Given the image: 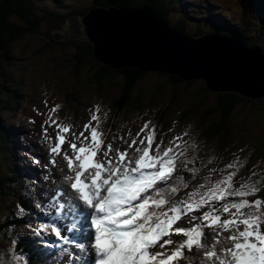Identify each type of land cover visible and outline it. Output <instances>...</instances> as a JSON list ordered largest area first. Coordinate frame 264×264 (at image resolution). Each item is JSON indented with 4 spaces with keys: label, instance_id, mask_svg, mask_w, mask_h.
Instances as JSON below:
<instances>
[{
    "label": "snow or ice",
    "instance_id": "6c2138e0",
    "mask_svg": "<svg viewBox=\"0 0 264 264\" xmlns=\"http://www.w3.org/2000/svg\"><path fill=\"white\" fill-rule=\"evenodd\" d=\"M60 108L53 104L42 120L41 143L51 164L58 157L66 162L68 174L43 191L34 180L26 185L22 196L44 220L20 203L12 213L49 248H57L55 240L72 245L58 248L52 264H264V171L253 166L237 183L247 158L236 156L221 167L219 157H199L190 129L165 144L151 120L134 133L123 125L115 129V120L105 130L108 113L95 105L80 127L60 118ZM3 222V233L14 235L0 264H31L13 251L19 234L7 213Z\"/></svg>",
    "mask_w": 264,
    "mask_h": 264
},
{
    "label": "rangeland",
    "instance_id": "374dc122",
    "mask_svg": "<svg viewBox=\"0 0 264 264\" xmlns=\"http://www.w3.org/2000/svg\"><path fill=\"white\" fill-rule=\"evenodd\" d=\"M95 1L59 0L52 7L46 3V0H37L44 10L48 8L52 11L51 14L47 15L48 19L42 17L43 22L36 27L33 34H26L12 43L11 47L9 45L10 51L7 56L10 59L8 65L5 66V72L13 78L16 76L20 83L12 82L16 89L7 92L13 98H16L17 95L18 102L16 106L7 105L5 107L10 111L0 110V121L3 126L6 124L11 125L18 132L20 126L24 127V130L32 137V142L35 144L38 153L46 152V145L40 141V134L42 139L41 123L53 104L61 105L58 113L60 118L68 119L71 123L82 127L83 123L89 118V110H94L95 105L100 106L101 114H103V112L108 111L107 108L111 110V103L117 104L119 101L118 97L123 87V77L121 71H119L120 69L115 70L117 73L106 77L102 82H97L94 79V74L101 68V63L94 59L92 53L90 55L87 53L83 62L81 61V65H79L75 58V51L70 45L71 42L87 45L86 37L82 32V20L88 10L94 5L96 6ZM256 1L207 0L210 4L206 5L208 8H212L209 12L210 15L220 14L225 10L220 14V17L225 16L226 24L230 27H245L249 24L251 30L246 33V40L252 42L250 38L264 36V29H260L262 24L256 22L255 25L256 20L253 11L257 9ZM182 3L181 0H177L174 4H171L170 18L172 21L179 19L178 14L179 9L183 8ZM189 3L198 5L197 0H189ZM240 4L244 6V11H241L243 7H240ZM173 7L177 8V13ZM191 9L194 8H186L189 11ZM83 11L85 13L80 15V12ZM191 12L196 13L195 10ZM198 18L204 20L203 15ZM194 20H197V18L195 17ZM79 21H82V23ZM176 22H168V24L174 27ZM202 27L207 28L209 31L213 30L210 25L198 26L197 22L192 21L185 26L184 32L186 34L184 35L194 38L196 28ZM59 42H62L61 47ZM256 45L264 49V38L260 39L259 45ZM9 78L11 77H0V88ZM190 82L191 84L188 86L184 83L173 84L170 76L166 74L158 71L146 72L139 83L137 82V87L132 92L133 96L131 95L130 101L127 102L128 105L126 104L125 108L116 112L115 129H120L123 125L124 131L131 127L134 133L145 120L155 121L154 117L157 114L161 119L159 122L156 121L158 123L156 125L158 132L164 134L165 144L173 135L179 134L185 129H190L192 139L200 144L199 157L205 159L213 156L219 157L218 163L221 167L234 160L236 156H239L242 160L247 158L246 166L241 168L236 178L237 183L241 182V178L249 176L253 166H257L255 170L258 172L264 171V97L237 102L228 117L227 134L223 136L220 133L213 135L214 128L219 124L218 93L207 90L204 86L206 83L202 79L191 80ZM156 87L161 90L150 92ZM151 94H153V97H151ZM138 96H141L139 102L135 101ZM45 101H47V106ZM164 107L166 109L161 112ZM13 109L16 111L11 113ZM34 109L45 113V116H38ZM29 118H35L34 125L29 123ZM173 122H176L175 125H173ZM14 128L10 130L15 134L17 131ZM169 128H174V130L169 132ZM30 143L27 140L26 143H21V145L27 149ZM240 148L244 149L243 153L239 152ZM23 159L21 155V162ZM57 159L59 160V166L51 175L57 176L58 182L56 185L54 183L49 185L50 188L54 185H60V178L64 175L60 170L61 168L66 170V164L62 158L58 157ZM26 160L29 161V159ZM34 168L33 161H31L29 164H23L20 171L26 176H32ZM1 169L3 171V167ZM20 171L16 173L14 188L20 186L23 182V175L19 174ZM204 174L206 173H201V175ZM3 184L5 183L0 185V216L2 212L7 213L10 220H12L14 218L12 213L15 210L17 199L10 195H4V192H11L7 191L4 186L2 187ZM46 186H48V183L42 182L41 185H38V188L43 191ZM261 194L264 195V193ZM31 206V204L27 206V209H31ZM22 220H24L22 226L14 229L15 233L25 236L27 234L25 229L27 220ZM3 234L0 237V254L8 247L7 237L14 235L13 233ZM15 238L20 240L19 235ZM31 247L33 252V248L34 250L36 248ZM18 249L15 250L18 251V254H24L20 245ZM8 255L11 256L12 253H8Z\"/></svg>",
    "mask_w": 264,
    "mask_h": 264
},
{
    "label": "water",
    "instance_id": "95a60500",
    "mask_svg": "<svg viewBox=\"0 0 264 264\" xmlns=\"http://www.w3.org/2000/svg\"><path fill=\"white\" fill-rule=\"evenodd\" d=\"M146 10L96 6L84 15L79 22L98 63L202 79L209 91L249 100L264 97V52L216 34L188 37Z\"/></svg>",
    "mask_w": 264,
    "mask_h": 264
},
{
    "label": "trees",
    "instance_id": "16d2710c",
    "mask_svg": "<svg viewBox=\"0 0 264 264\" xmlns=\"http://www.w3.org/2000/svg\"><path fill=\"white\" fill-rule=\"evenodd\" d=\"M96 1H95L96 5L106 4V5H114V6H119V7L129 6L133 9H140L141 5L148 4L149 9L152 11V13H154L153 15H156L162 21L168 23L169 22L168 17H170L171 4H174L177 0H170L167 2L165 0H96ZM243 1H246V0H243ZM50 2L52 3L51 0ZM58 2L59 0L54 2V4ZM256 3H257L258 11L256 9L253 11L255 14L254 19L256 21L262 22V26H260L261 27L260 29H264V8L260 6V3H261L260 0H257ZM182 6H183V3H182ZM240 7H243V9L241 8L240 9L244 11V6L242 4H240ZM200 9L197 8L195 10L196 13L191 12V11L180 12V14H178L179 19L176 20L177 22L174 25V27L177 29L183 30L185 29V26H187V23L192 22V21L197 22L198 26L211 24V15H209V19H206L205 21L198 18V16H201L203 12ZM50 12H52L50 9L46 8L44 10L42 7H40L37 0H0V77L2 76L11 77L8 80H6L5 83L1 85L2 87L0 88V93H1L0 94V97H1L0 98V110L2 111H10V110H7V108L5 107L7 105L16 106L18 102L17 95H16V98H13V96L8 95V92H12L16 89L15 86L12 84V82H15L17 84L20 83L19 79L16 76H14L13 78V76H9L5 72L6 71L5 66L6 64L8 65L9 59H10L9 56H7L10 51L9 45L11 47L12 43L16 42L20 37L26 34H33L36 27L41 22H43L42 17H44V19H48L47 15L51 14ZM84 13L85 11L80 12V15ZM195 17L197 18V20H194ZM256 21H255V25H256ZM237 28L235 27L233 28L232 26L230 27L225 23H220L215 28L217 30L215 29L213 30L217 32V34L219 35L234 38L244 43L247 47L264 50L263 48L256 45V44L259 45L260 39H263L264 36H261L260 38L258 37L250 38L249 37L252 42H247L246 33L250 32L251 30L250 25L247 24L245 27L240 26ZM195 32L196 33L198 32V33L197 34L194 33V35L195 34L198 35L199 33L202 32V30L200 28H196ZM249 36H250V33H249ZM61 43L62 42H59L60 47L62 46ZM63 43H65V41H63ZM70 45L73 47L75 51V58L78 61L79 65H81L80 64L81 61L83 62L84 57L86 56L85 54L88 53L90 55L92 53V48L88 45L76 44L74 42H71ZM85 61H86V58H85ZM100 67L101 68L98 69L94 74V79L97 82H102L106 77L111 76L113 73H117V71L111 69L110 67L106 65L101 64ZM119 71H121L122 73L123 87L121 88L122 90L120 92V96L118 97L119 98L118 103L117 104L111 103L112 105L111 110L107 108L108 120H107V123L103 125L104 129L106 130L108 126L112 123V121L116 119L115 118L116 112L126 107L127 102H129L131 99V95L133 96V93H132L133 90L136 89L137 84L142 79V77L146 74V72H139L134 67H125ZM170 79L173 84L184 83V85L186 86L191 84L190 81H183L177 76H170ZM159 89H160L159 87H156L155 89L150 90V92H153L156 90L158 91ZM218 96L219 97L217 100H219L218 101L219 107L218 106L217 107H218L219 124L217 127L214 128L213 135L220 133L221 136H223L227 134L228 117L230 116L231 112L234 109L233 106L237 102L244 101L245 98H242L239 95L234 94V93H226V94L218 93ZM151 97H153V94H151ZM139 99H141V96L136 97L135 101L139 102ZM165 109L166 107L162 108L161 112H163ZM154 119H155V122L156 121L159 122L161 118L159 119L158 115L155 114ZM9 134L14 135V132L10 130L9 128H7L6 126H3V124L0 121V162H2L3 164V171L1 169L2 165H0V172L4 174V176L2 173L0 174V185L1 183H5L3 184V186L7 187L6 186V181H7L8 183L7 185L9 187L14 188L16 165L13 164L14 163L13 156H14V150L16 148V146H14L15 145L14 141H16L17 139L16 137L10 136ZM15 136H17V134H15ZM16 198L19 203H22L23 206L27 205V200L21 197H16ZM15 218L17 217H14L12 220H10V222H14ZM19 220L20 219H16L18 224H21ZM1 227H4V225H2ZM26 255L30 257V254L28 252H26Z\"/></svg>",
    "mask_w": 264,
    "mask_h": 264
},
{
    "label": "bare ground",
    "instance_id": "6f19581e",
    "mask_svg": "<svg viewBox=\"0 0 264 264\" xmlns=\"http://www.w3.org/2000/svg\"><path fill=\"white\" fill-rule=\"evenodd\" d=\"M260 2H261V0H260ZM261 4H263L264 5V3L262 2ZM129 7V6H128ZM141 8V10H144L145 12H147V10H146V7H149V5L148 4H143V5H141L140 6ZM255 15V14H254ZM181 31V30H180ZM244 47H246V48H251V47H247V46H244ZM251 49H257V48H251ZM258 51H261V52H264V50H260V49H257ZM10 155V154H9ZM22 162H23V164H29L30 162H31V160H29L28 162H27V160L25 159V160H22ZM39 166L40 165H38V168H39ZM44 168V167H43ZM2 172H0V174H1ZM3 174V173H2ZM3 176H4V174H3ZM8 183H7V181H6V186L7 187H5V188H7V191H9V192H11V193H9V195L11 196V197H14V198H16V197H21V198H23V199H25L23 196H22V193H19V192H17V191H15L12 187H9L8 185H7ZM61 184H62V182H61ZM2 187H3V185H2ZM5 193H8V192H5ZM17 199V198H16ZM26 200V199H25ZM17 203H19L18 202V200H17ZM26 209H27V205L26 206H24ZM16 219H20L19 221L21 222V224L20 225H22L23 223H24V220H22L21 218H15L14 219V222L12 223L13 224V227L15 228V224L16 223H18L17 221H16ZM18 243H19V245H20V247L22 248V251H24V255L27 257V258H31V257H29V256H27L26 255V246L24 247V245L22 244V242L20 241V240H18ZM27 250L29 251V254H33L35 257H33V260H37V262H41V264H46V262H45V258L43 257V253H44V255H45V251H44V249H40V248H36L35 250H34V248H33V252H32V247L31 246H27ZM42 253V254H41ZM31 256V255H30ZM44 261V262H43ZM43 262V263H42Z\"/></svg>",
    "mask_w": 264,
    "mask_h": 264
},
{
    "label": "clouds",
    "instance_id": "9594fccd",
    "mask_svg": "<svg viewBox=\"0 0 264 264\" xmlns=\"http://www.w3.org/2000/svg\"><path fill=\"white\" fill-rule=\"evenodd\" d=\"M89 11V10H88Z\"/></svg>",
    "mask_w": 264,
    "mask_h": 264
}]
</instances>
